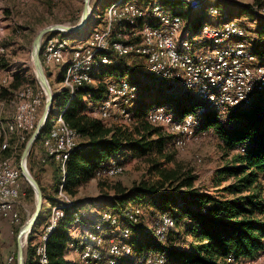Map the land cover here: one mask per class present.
I'll use <instances>...</instances> for the list:
<instances>
[{"label": "trees", "instance_id": "16d2710c", "mask_svg": "<svg viewBox=\"0 0 264 264\" xmlns=\"http://www.w3.org/2000/svg\"><path fill=\"white\" fill-rule=\"evenodd\" d=\"M223 2L218 5L222 7ZM165 3L177 7L181 0H166ZM222 8L228 18H234L224 7ZM206 10L204 7L202 10L190 13L191 15H186L191 17L190 24L199 25L197 32L204 24ZM254 33L258 35V44L253 52L260 57L264 54V26L260 25ZM117 38L120 39V36L115 39ZM114 55L112 57H115L116 61L113 65L103 67L94 73L100 81L99 84L80 87L74 94L68 89L56 93L55 100L60 95L64 98L57 104L54 101L50 119L35 143L29 161L34 157L40 161L38 153L43 150L42 145L48 135L51 118L58 112L65 123L76 131L80 144L67 161L64 173L54 158L46 152L45 163L55 166L51 187L57 194L60 192V185L63 184L65 193L76 195L81 186L90 182L100 171L109 166L111 160H116L118 157H124L125 161L127 154L131 155L130 157L160 155L163 160L153 158L149 168V174L154 180H142L130 188L116 186L111 206L117 207L113 210H117V213L114 212L121 225L137 232L138 228L133 225L130 214L125 212L131 211L134 207H143L144 204H152L158 209L159 214L163 213L170 217L173 228L177 225L187 227V235L193 237V240L189 249L171 246V230L164 240H155L156 243L151 245L154 237L152 233L146 231L143 235L144 243L131 242L139 250L138 252L156 251L157 254L165 256L166 264H247L255 259L264 251V185L261 182V177L264 175V92L258 93L249 107H228L223 111L211 110L198 115L199 101L191 94L167 93L168 87L155 80L157 86L166 88L165 96L159 99L155 106L168 105L176 118L193 114L195 121L198 122L197 136L203 131L212 130L227 150L237 151L231 164L218 171L219 176L225 177L223 181L228 178L236 180L220 188L218 192L220 194L212 195L196 190L194 187L196 176L190 172H182L176 166H170L174 162V157L165 150L170 143L174 144L178 135L173 132L172 136L166 135L143 117L147 115L149 106L144 101V96L139 97V95L152 94L149 90L142 92L143 85L138 82L139 74L144 71V59L139 55L122 57ZM40 57L42 58V48ZM63 72L61 68L58 81L62 79ZM107 76H116L117 81L128 79L138 85L140 90L138 102L132 109L134 118L138 116V122L134 126L108 125L88 114L90 103H96L106 97L107 84L103 80ZM19 88L17 87V90ZM9 150L6 149L5 153ZM46 164L43 163V166ZM16 165L20 168L19 163L16 162ZM24 179L21 174L22 184L27 183L29 190L34 192ZM37 182L44 196L48 197L41 181L37 179ZM220 185L219 181L215 183L216 187ZM52 199L56 200L54 197ZM57 200L56 205H59L61 202L58 198ZM64 205H66L64 215L46 242L49 264H78L65 258L68 242L77 241L70 235V228L77 217L82 219L81 214L78 213L81 209L94 213L93 210L85 208L87 200L83 203L72 200L71 204L64 203ZM88 216L87 220L93 222L97 214H88ZM122 217L125 220H122ZM123 221L127 224H122ZM81 226L86 228L87 221L83 220ZM31 240L30 235L25 264H34L35 251Z\"/></svg>", "mask_w": 264, "mask_h": 264}, {"label": "rangeland", "instance_id": "374dc122", "mask_svg": "<svg viewBox=\"0 0 264 264\" xmlns=\"http://www.w3.org/2000/svg\"><path fill=\"white\" fill-rule=\"evenodd\" d=\"M116 0H91V7L93 9L94 14V20L95 23L90 22L85 26L84 29L74 32L71 34H55L53 36H47L44 38L42 42V64L45 70V73L48 77L50 86L54 93L56 94L59 91H62L66 89L63 78L65 74V69L67 67L68 63H73L77 60L79 53H81L83 50L87 49L88 45L90 44L92 37L91 34H93L94 31H99L104 28V23L107 22V13L105 10ZM134 1V0H132ZM191 3V8H194V4L198 2L197 0H189ZM225 0H220V3ZM233 3L237 2H246L247 4H259L261 2H264V0H232ZM138 3L140 1H137ZM157 5H161L162 0H155L153 1ZM181 2H185V0H181ZM203 5L197 6L198 8H194V12L202 10L204 7H206V15L204 16L203 22L206 25H213V22H216L217 18H219V15L210 14L208 11L209 6L211 3L209 1L201 2ZM219 3V1L216 2V5ZM224 3V2H223ZM172 6V4H170ZM83 6H84V0H0V77L2 79L7 80L5 86H3L0 89V122L6 124L4 120L5 118H9L12 115V107H10L9 102L11 100V103L13 107L15 108L13 104H16L17 102L15 98V92L17 91V87H24V86H30L36 90H41L44 92V89L42 88L41 84L39 83L33 63V56H32V48H33V41L37 33L44 27L52 26V25H67V26H74L78 24L81 20L82 14H83ZM143 8L151 7V3L149 0H143L142 4L140 5ZM221 8V7H220ZM225 8V7H224ZM228 8V6H226ZM223 9V8H222ZM224 10V9H223ZM230 16L234 17L233 19H236L240 22L242 25V28L245 29L246 35L244 37H235L227 39L223 43H213L211 41H208L210 44L211 49H218L220 47H224L227 45H232L235 43H242L243 45L248 46L249 51L251 54H254L257 56L260 60H264L260 58L257 54L253 52L252 44L250 41L247 40L248 32L247 28H253L256 22L254 21L255 16H253L250 13L243 14V16L237 14L236 12L234 14L233 10L227 9ZM261 13L264 14V4L258 9ZM191 11V9H190ZM225 11V10H224ZM226 12V11H225ZM191 15V14H190ZM190 15H188L190 17ZM188 16H185V22L186 18ZM246 17V19L249 21L245 22V26L241 23L240 20ZM152 19V15L147 16L145 18V21H150ZM247 27V28H246ZM84 35V36H82ZM53 38L54 40H62L66 39L68 42V46L64 49V51L57 57L59 60L60 68L57 69V59H55L53 62L47 63L45 61L44 57V47L48 39ZM79 42H81V47L79 45ZM206 51V50H201ZM68 52V53H67ZM111 56H115L114 54H111ZM115 60H114V59ZM111 64H101L100 61L97 62V60L100 59L99 56H96L95 59L92 62L91 69H92V80L88 81L87 86L90 85H97L99 84V80L95 77L94 73L99 71L103 67H109L113 65L116 61V58L113 57ZM61 59L63 60L61 62ZM144 59V58H143ZM145 66L140 74L138 82H140L143 85V91L146 92V90H149L152 92V94H138L139 87L137 84H134L128 79H122V81H128L130 85V91L128 94V97H122V96H112L107 94L106 97L103 100H100L96 103H90L88 114L94 118H98L102 120L106 124H123L128 126H134L138 122V116L133 115V101L136 102L137 98L135 97H143L144 101L148 104L149 108L147 109V115L143 116L146 121H148L149 115H151L153 112H155L159 108H164L167 110L170 115L172 114V111L168 105H159L155 106L156 102L159 99H162L165 96V90L163 86L159 87L155 84V80H159L158 82L162 85H166L168 87V90H173L174 92H167V93H176L179 94L180 92H184V90L181 87L175 88L168 79H165L161 76H158L154 73H151L148 71L147 63L144 59ZM65 66L62 79L58 81V76L60 74L61 68ZM19 77L16 79V77ZM121 81V80H120ZM120 81H117L116 76H107L104 78L103 82H106V86L109 87L110 85H113L115 83H118ZM102 82V83H103ZM157 83V82H156ZM170 83V85H169ZM18 84L19 86H16ZM58 85V87L56 86ZM181 85V82H180ZM145 86V87H144ZM14 92V93H13ZM191 94L196 99L197 93L195 90L185 91ZM46 93V92H45ZM14 94V95H13ZM257 94L254 95L253 100ZM14 96V98H13ZM47 95L45 96V102H46ZM64 96L60 95L57 96L55 100V104L58 102H61L63 100ZM146 99V100H145ZM197 100V99H196ZM106 101H110V107L106 109L105 111H102L103 103ZM199 101V100H197ZM44 102V105H45ZM11 105V106H12ZM44 105H42V108L40 109V116L43 112ZM204 107V110L201 114H205L207 111H223L221 106H214L209 105L207 102L199 101L198 107ZM228 108V107H226ZM225 108V109H226ZM244 108V107H243ZM201 112V111H200ZM198 114V115H201ZM59 115V112L56 113L52 119L55 120L54 117ZM15 116V115H14ZM133 117L131 121H129V118ZM176 118V117H175ZM182 117H179L178 120H181ZM3 124V125H4ZM154 126V125H153ZM198 126V122H195L191 127H189L184 132H177L172 131L170 128L167 127H160V130L164 132L168 136H172V132L174 134H177V138H184L185 143L181 146H178L176 144V141L174 140V144L170 143V145L166 148V153H171L174 157V162L170 164V166H176L182 172H190L194 176H196V180L194 182V187L197 191L209 193L212 195L220 194L218 192L220 188L227 186L228 184H231L236 179L235 178H228L227 180L223 181L225 177H221L218 175V171L220 168H224L231 164L233 156L237 153V151H229L225 148L221 140L218 138L216 133L212 130L210 131H203L198 136L196 135V128ZM5 129L7 130L8 125L5 126ZM34 132V131H33ZM32 132V133H33ZM31 136V134L29 135ZM30 137L27 138L25 142L19 143L18 150L16 153L12 154L8 152L7 156H3L5 154L6 149L11 148L14 144V137L11 136V143L10 140L5 138V135L3 133V130L0 133V161L3 159L11 160L16 164L19 163L20 165V159L21 154L25 148V145ZM176 138V140H177ZM6 139L9 142V147L3 146L1 148L2 141ZM80 141V139H79ZM24 143V144H23ZM131 155L127 154V158L124 161V157H118V159H113L108 164L109 166H115L117 164H121V168H119V171L116 173V175L112 177H105V176H97L93 178L90 182L84 184L81 186L77 192L76 195H68L67 193V199L71 202L78 201L83 203L85 200H87V204H90L92 201H97L98 207L103 208H95L94 213H90L85 209H81L78 213L81 214L82 220L78 223V219L74 220V225L70 228V235L72 237L77 234V237H74L77 239V243H80L82 239H84L83 232H86L85 229L87 228H93L95 226H100L99 236L101 235L102 240V246L101 253L98 256H93V259L85 257L82 253V250L84 249L79 247L78 249L75 248V245H72V242H68L66 247V254L65 258L67 260H71L73 262H76L78 264H108L110 260L115 259L117 260L116 263L118 264H144L151 263L153 261V257L156 255V251H145L143 253L138 252L133 244L131 243L135 239V234L133 231H129L130 228H128V233H126V228L121 225V223H118L115 225L114 223H109L108 218L109 216L106 215V213H110L114 215V213H117V207L111 206V202L113 201L114 194L116 192V186H121L123 188H130L133 184L138 183L142 180L146 181H153L154 177L149 174V168L152 164V159L156 158L158 160H163V157L160 155L155 154H149L145 157H130ZM119 162H118V161ZM124 162V163H121ZM46 164V163H45ZM28 168L31 172V174L34 176V178L39 181H41V175H39V172L43 171V163L38 161L37 158H32L29 161L28 158ZM107 165V166H108ZM21 169V168H20ZM22 174V173H21ZM25 180V179H24ZM219 181L221 182V185L216 187L215 183ZM22 182V181H21ZM45 182V194L48 197L44 196V202H43V208L40 214V218L37 222V224L34 226L33 230L24 237V254L26 258V251L27 246L29 243V237L31 235V243L33 245V248L41 241V237L44 234L45 226L49 222L50 214L52 213V208L57 204L58 201L57 198L61 203L64 202V199L62 200L61 196L59 195V192L57 194L56 190L51 187L53 185V181ZM261 182L264 185V175L261 177ZM30 185V184H29ZM23 188V194L18 200V211L21 214L22 220L20 224H11L8 220V226L7 229L3 232L0 231V242L3 245L2 249H4V252L8 253L9 255L15 256V261L12 264H16L17 262V252H18V242L17 237L20 229L26 222L32 217L35 208H36V195L34 192H31L29 190V186L27 183L22 184ZM43 192V191H42ZM54 197L56 200L52 199ZM61 198V199H60ZM179 198V197H178ZM180 199V198H179ZM134 205V204H133ZM131 205L132 207H134ZM58 206V205H57ZM89 207V206H87ZM85 207L86 209H88ZM131 208V207H128ZM91 210V209H89ZM115 211V212H114ZM131 212L134 214V216H138L136 220H134L136 227L140 228H146L149 233H152V236L154 237V241L151 243L155 244L156 241H158L154 235V229L156 228L157 219H161V217L164 215L160 212L158 209H156L155 206L152 204L143 205V207H134L131 209ZM97 214L95 217V220L93 222H89L88 214ZM159 214V215H158ZM118 218L117 216H115ZM163 218V217H162ZM106 219V220H104ZM122 220H125L124 217L121 218ZM83 220L87 221V227H82ZM124 225L127 224V222L123 221ZM19 226V227H18ZM174 227V226H173ZM167 228V234H170L171 230V236H170V244L171 246H178L181 248L189 249V247L192 244L193 237L187 235V227H181L177 225L176 228ZM97 230V229H96ZM75 233V234H74ZM169 236V235H168ZM129 239V240H128ZM125 240L130 244H126ZM156 240V241H155ZM83 242V241H82ZM82 242L80 243V246H82ZM132 245V246H131ZM115 247L119 249V254L117 255H111L109 250L110 247ZM153 249V248H151ZM147 249V250H151ZM121 253H125L123 256V260L120 256ZM140 253V254H139ZM7 254V255H8ZM95 260H99L98 263H95ZM166 261V260H165ZM256 261H258V264H264V251H262L255 259L251 260L247 264H253ZM100 262V263H99ZM35 264V262H34ZM172 264V263H169Z\"/></svg>", "mask_w": 264, "mask_h": 264}, {"label": "bare ground", "instance_id": "6f19581e", "mask_svg": "<svg viewBox=\"0 0 264 264\" xmlns=\"http://www.w3.org/2000/svg\"><path fill=\"white\" fill-rule=\"evenodd\" d=\"M142 1L116 0L105 10L107 22L104 23V28L94 31L91 34L92 40L87 49L78 54L79 56H77L75 62L68 63L66 69L65 66L63 67V70L65 69L63 83L72 94L80 87L87 86L88 81L92 80L90 74H92L93 68L91 69V65L92 61L96 60L95 57H100L97 62L100 61L101 64H111L113 63L112 53L120 56H141L145 59L149 72L168 79L175 88L181 87L184 89L182 90L184 92L179 91V93L195 90L197 100L205 101L211 106H221L223 110L226 107H249L253 102L254 95L264 92V74L254 73V70H264V60H260L254 54H251L248 46L235 43L206 51L197 48V44L204 42L223 43L227 39L246 35L240 22L228 18L226 12L218 4L216 5V2L219 1L220 3V0H197L198 2L194 4V8L201 7L203 5L201 2L209 1L211 3L208 8L209 13L219 15L220 22L217 25L203 24L195 36L188 37H183L182 34L185 27V16L194 12L189 0L181 2L177 7L165 3L166 0H162L161 5L153 2L155 0H149L151 7L147 6L146 8L140 6ZM150 15H152V19L145 21V18ZM100 31L101 36H106V45H92ZM117 36H120V39H115ZM80 44L81 42H79ZM67 46L66 39H48L44 47L45 61L47 63L53 62L56 59L55 57H58ZM52 49L55 56L51 55ZM62 76L63 74L61 78ZM6 82L7 80L0 77V89L5 86ZM129 91L128 81L121 80L107 87V94L112 96L128 97ZM167 92L174 91L167 90ZM28 94H30L27 97L28 118L27 124L23 127V110L20 109V101L22 96ZM15 98L17 102L15 121L8 126V131L17 135V144L19 145V143L25 142L37 127L44 92L30 86H24L15 92ZM110 104V101L104 102L102 111L106 113V109L110 107ZM203 110V106L198 107L197 114H201ZM54 119L51 121L48 135L45 137L43 144L44 148L45 145L54 144V146H47L46 152L54 158L64 173L67 161L72 152L79 147L80 141L76 131L65 123L61 114L56 115ZM131 119L132 117L129 118V121ZM148 121L155 126H164L177 132H184L196 122L193 114H187L181 120H178V117L175 118L170 115L164 108H159L149 115ZM60 132H64V136H61ZM184 143V138H177L176 144L178 146ZM3 146L9 147V142L6 139L2 141L1 148ZM8 164H12V161L1 160L0 171H7ZM119 168H121V164L108 166L100 171L98 176L112 177L116 175ZM21 173V169L13 162L9 183L22 184ZM60 186L59 195L62 200L65 199L63 203L52 208L41 241L34 247L33 261L35 264H49L46 242L50 233L56 228L60 218L64 215L66 207L64 203L71 204L67 199L63 184ZM0 206H4V199H0ZM125 213L130 214L133 225H135L134 220L138 216H134L131 211ZM106 215L109 218L104 220L109 223L115 225L120 223L118 218L115 217L117 216L115 213L114 215L106 213ZM162 217L157 221L154 229V235L158 241L166 238L167 228L173 225L169 216L163 215ZM76 219H78V223L82 220L78 217ZM20 222L17 221L14 224L18 225ZM99 229L100 226L85 229L86 232H83L84 239L81 240V242L83 241L82 246H80L81 242L71 243L75 245L76 249L84 247L82 253L88 260L101 253L100 247L103 238L101 235L99 236ZM126 229V233H128L129 229ZM109 252L111 255H117L120 251L112 246ZM124 254H120L122 260ZM165 260L164 255H159L156 252L153 261L144 264H166ZM98 261L95 260L94 262L98 263ZM116 261L112 259L108 264H118ZM253 264H258V261Z\"/></svg>", "mask_w": 264, "mask_h": 264}, {"label": "water", "instance_id": "95a60500", "mask_svg": "<svg viewBox=\"0 0 264 264\" xmlns=\"http://www.w3.org/2000/svg\"><path fill=\"white\" fill-rule=\"evenodd\" d=\"M93 14V9L91 7V0H84V6H83V14L81 17V20L78 24L74 26H67V25H52L48 27L42 28L37 35L34 38L33 41V48H32V56H33V63L37 75V79L39 83L41 84L42 88L46 92L47 98L46 102L43 108V112L41 114V117L37 123V127L30 136L29 140L27 141L25 148L21 154L20 159V168L22 171V174L24 178L27 180V182L32 187L35 195H36V208L32 215V217L22 226L18 233L17 242H18V252H17V262L18 264H25V254H24V237L34 228V226L37 224L40 214L43 208V202H44V196L42 189L37 182V180L34 178V176L31 174L29 168H28V158L32 152V149L35 145V143L38 141L42 130L45 126V124L50 119V114L53 111L54 101L56 94L52 90L48 77L45 73L40 52L42 48V41L44 37L48 34H51L50 36H53L55 34H71L74 32H78L85 28V26L89 23L90 16Z\"/></svg>", "mask_w": 264, "mask_h": 264}, {"label": "crops", "instance_id": "0c3cea01", "mask_svg": "<svg viewBox=\"0 0 264 264\" xmlns=\"http://www.w3.org/2000/svg\"><path fill=\"white\" fill-rule=\"evenodd\" d=\"M112 1V0H111ZM264 4V2H261L259 4H247L246 2H237V3H233L232 0H227L226 2L222 3V7H225V9H231L234 11V14L236 12H238L237 14L243 16V14H246V13H250L252 14L253 16H255V19L254 21L256 22V24L254 25L253 28H247V32H248V37H247V40L250 41V43L252 44V48L255 50L257 47V44H258V35L254 33V31L261 25V26H264V14L261 13L258 9ZM226 6H228V8H226ZM250 6V7H248ZM221 7V9H222ZM223 10V9H222ZM228 11V10H227ZM229 13V12H228ZM236 15V14H235ZM241 21V23L245 26V22H247L248 20L246 19V17L242 18L241 19H238ZM190 21H191V17H187L186 18V22H185V27H184V30H183V34L182 36L183 37H188V36H195L198 32H197V27L199 26H196L197 24H190ZM90 22L91 24L92 23H95L96 21L94 20V14H92L91 16V19H90ZM220 22V19L217 18L216 22H213L212 24H218ZM249 22V21H248ZM197 48L200 49V50H209L211 48L210 44L208 42H204L202 44H197ZM260 58L264 59V54L260 56ZM63 60L61 59V62ZM157 81V80H156ZM58 87V85H56ZM14 93V92H13ZM138 98V97H135V99ZM137 100V99H136ZM15 108L13 107L12 103H11V100L9 102V105L10 107H12V115L9 117V118H5L6 120H4L6 122V124L0 122V133L1 131L3 130V133L5 135V138L10 140L11 141V136L14 137V144L12 145L11 143V148L9 151H7V153H5L3 156H7L8 155V152L12 154L16 153V151L18 150V144H17V135L16 134H13V133H10L8 131V128L7 130L5 129L4 125L5 126H9L10 124H12L14 121H15V116L16 115V111H17V107H16V104L14 103V100L12 101ZM138 101L132 103V106L134 107L136 104H137ZM4 124V125H3ZM42 149H44V144L42 145ZM57 163V162H56ZM58 164V163H57ZM54 169H55V166L53 164H46L43 166V171L42 172H39V175H41V183L43 184V186L45 185L44 183L45 182H50L52 183V179H53V176H54ZM89 206V207H87ZM99 205H97V201H94L93 203H90V204H87L86 207L91 209V210H95V208H103V207H98ZM9 222L4 219V218H1L0 219V231H4L7 229V226L9 225L8 224ZM143 225V224H141ZM141 225L138 228L137 232H134L135 234V239L134 241H136L137 244H142L144 243V232L147 231V229L144 227V228H140ZM148 232V231H147ZM75 234V233H74ZM77 234H75L74 237H77L76 236ZM129 240V239H128ZM125 243L126 244H129L127 242V240H125ZM130 245V244H129ZM2 244L0 242V254L2 257L4 258H7L9 257L10 255L6 252H4V249H2ZM132 246V245H131ZM8 254V255H7Z\"/></svg>", "mask_w": 264, "mask_h": 264}, {"label": "built area", "instance_id": "2783aa9c", "mask_svg": "<svg viewBox=\"0 0 264 264\" xmlns=\"http://www.w3.org/2000/svg\"><path fill=\"white\" fill-rule=\"evenodd\" d=\"M109 22H111V20H109ZM81 45L83 44H80V47ZM92 45H106V36H101V31H100L99 34L97 35L96 40L92 42ZM51 55L55 56V52H53V49ZM55 58L57 59V57ZM58 68H60V65H59V60L57 59V69ZM254 73L264 74V70H254ZM28 96H30V94H28L27 96H22L20 101V109L23 110V120H22L23 127H25V125L27 124V118H28V106H27ZM45 96L46 93L44 91L43 105L45 102ZM60 135L64 136V132H60ZM47 146H54V144L50 143V145H45V148L42 151H39L38 153L40 161L44 164H45ZM12 167H13V162L12 164H8L7 171H0V199H4V206H0V219L4 218L8 220L11 224H14L17 221L22 220L21 214L18 211V200L23 194V188H22L23 186L22 184H18L17 182L9 183L10 170L12 169ZM14 261H15V256L10 255L9 257L4 258L0 254V264H12Z\"/></svg>", "mask_w": 264, "mask_h": 264}]
</instances>
